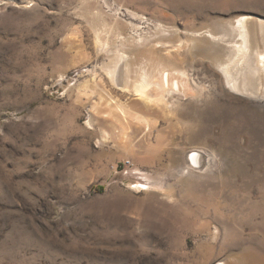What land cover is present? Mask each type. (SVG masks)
<instances>
[{"label":"rangeland","instance_id":"1","mask_svg":"<svg viewBox=\"0 0 264 264\" xmlns=\"http://www.w3.org/2000/svg\"><path fill=\"white\" fill-rule=\"evenodd\" d=\"M240 19L255 37L264 0H0V264H264V103L222 72ZM166 71L188 89H122Z\"/></svg>","mask_w":264,"mask_h":264},{"label":"bare ground","instance_id":"2","mask_svg":"<svg viewBox=\"0 0 264 264\" xmlns=\"http://www.w3.org/2000/svg\"><path fill=\"white\" fill-rule=\"evenodd\" d=\"M248 24L249 22L243 19L238 20L237 23L238 26L237 28L239 31V35L241 37V43L240 44L237 43L238 46L237 54L240 55L241 53V55H243L244 57H242L239 61H236L237 62L236 65L234 64L233 66L224 67L222 69V72L225 75L226 84L230 90L242 94H247L251 97L260 96L261 99L259 102L263 104L264 103V50L263 49H262L263 51L257 50L256 47H254V45L257 44L258 41H260V37H258L259 31L261 35H263V37L261 38L263 39L262 41L264 43V31H263L264 26L260 25L261 26L260 30L254 27L253 30L257 31L258 29L259 31H257V35L253 37L251 32L252 29L248 27ZM247 54L249 57L245 59V56ZM116 67L108 70L109 74L112 75L110 79L115 78V75L117 73ZM161 75H162L161 80L156 82L152 77L144 74V76H141L142 78L139 81H137V83H134L131 86L129 85L130 82L128 83L127 80L126 81L124 80L123 82L125 83L124 85L125 87H122V89L129 88L128 91H130L135 96L144 100L150 99V90L153 89L154 87H158L162 91H167L173 88H175L176 90H180V88L184 90L188 89V83L186 80H182L180 82L178 80L171 79L170 74L167 73V71L163 72ZM259 86H261V90H262L261 92L258 91ZM111 109L114 111V113H117L119 115H125V112L127 111L126 108L121 104L114 105V107ZM220 264H225V263H220Z\"/></svg>","mask_w":264,"mask_h":264},{"label":"built area","instance_id":"3","mask_svg":"<svg viewBox=\"0 0 264 264\" xmlns=\"http://www.w3.org/2000/svg\"><path fill=\"white\" fill-rule=\"evenodd\" d=\"M79 77H80L79 74H76L75 76H73L72 77L73 78V82L71 84L74 85ZM72 78H67L66 82L71 81ZM199 154H200V152L196 151V152H194L193 154H191L189 156V161H190L192 166H194V164H196L195 160L200 156ZM132 166L133 165H132L131 161H126L125 164H124L125 173H129V171L132 170ZM131 173L136 175L137 172L133 171ZM141 189L146 190V188H144V187H142Z\"/></svg>","mask_w":264,"mask_h":264},{"label":"crops","instance_id":"4","mask_svg":"<svg viewBox=\"0 0 264 264\" xmlns=\"http://www.w3.org/2000/svg\"><path fill=\"white\" fill-rule=\"evenodd\" d=\"M98 79V78H97ZM81 92H86L87 94H99V82L90 83V82H83L81 84Z\"/></svg>","mask_w":264,"mask_h":264},{"label":"trees","instance_id":"5","mask_svg":"<svg viewBox=\"0 0 264 264\" xmlns=\"http://www.w3.org/2000/svg\"><path fill=\"white\" fill-rule=\"evenodd\" d=\"M99 190H101V191H102V189H101V188H99Z\"/></svg>","mask_w":264,"mask_h":264}]
</instances>
